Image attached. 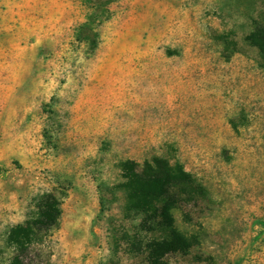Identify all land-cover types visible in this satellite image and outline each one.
<instances>
[{
    "label": "rangeland",
    "instance_id": "374dc122",
    "mask_svg": "<svg viewBox=\"0 0 264 264\" xmlns=\"http://www.w3.org/2000/svg\"><path fill=\"white\" fill-rule=\"evenodd\" d=\"M257 24L264 0H0V264L49 193L62 214L27 263L146 264L161 232L128 213L121 166L154 156L207 190L179 196L192 246L165 264H264Z\"/></svg>",
    "mask_w": 264,
    "mask_h": 264
},
{
    "label": "trees",
    "instance_id": "16d2710c",
    "mask_svg": "<svg viewBox=\"0 0 264 264\" xmlns=\"http://www.w3.org/2000/svg\"><path fill=\"white\" fill-rule=\"evenodd\" d=\"M98 21H102L101 14L94 15L80 28L83 30L98 25ZM247 39L257 47L264 60V25L257 24ZM121 170L123 187L129 195L128 213L142 216V231L152 235L161 232L159 237L153 236L144 244L146 264H165L167 255L187 252L192 246V239L178 229L173 210L180 202L179 196L194 200L197 196H205L206 188L182 162L173 164L160 156L146 158L142 162L127 158L122 162ZM60 205L54 194H46L29 220L11 228L8 240L14 250L8 264H30L24 258L29 246L56 225L62 214Z\"/></svg>",
    "mask_w": 264,
    "mask_h": 264
}]
</instances>
